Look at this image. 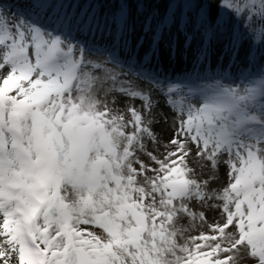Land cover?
Wrapping results in <instances>:
<instances>
[{"label":"snow or ice","instance_id":"1","mask_svg":"<svg viewBox=\"0 0 264 264\" xmlns=\"http://www.w3.org/2000/svg\"><path fill=\"white\" fill-rule=\"evenodd\" d=\"M154 2L118 0L85 23L57 0L16 13L0 0V264H264V74L226 84L206 68L213 41L231 66L250 32L264 36V0H194L179 20L141 13L138 36L131 5ZM179 34L184 52L202 38L192 70L148 68L176 58ZM146 42L143 61L118 54ZM184 218L207 230L185 236Z\"/></svg>","mask_w":264,"mask_h":264},{"label":"bare ground","instance_id":"2","mask_svg":"<svg viewBox=\"0 0 264 264\" xmlns=\"http://www.w3.org/2000/svg\"><path fill=\"white\" fill-rule=\"evenodd\" d=\"M2 2L5 3V5L8 8L13 9V11L15 12L26 10L29 7L27 0H2ZM163 3L165 7L170 6L173 12H179L180 10H182V7H183V4L178 3L176 0H172V2H170V0H163ZM57 10L59 11L61 17L67 16L70 20H75L77 22H85V23L90 21L89 19L85 18L86 16L84 15L81 19H78V14H76L77 12H75V14L73 15L66 13V11L63 10L59 4H57ZM87 14L88 13H86L85 15ZM72 35L73 36L77 35L76 30L72 31ZM179 36H180L178 39L179 52L175 59H172V58L164 59L161 65H158L155 59H153L151 62H148L146 66L148 68L162 67L163 70L169 76L173 78L180 77L182 74L186 72H190L193 67V61L195 60V57H196L195 50L200 46L202 42V38L199 35H197L193 39L191 47L186 52H184V42H182V34H179ZM107 41H110V40L106 38L105 42ZM97 42L99 43L100 41H97ZM166 42L168 43L169 40ZM212 47H213L211 49L212 54H211L210 60L206 62V68L209 73H216V72L226 73L227 76L223 80L224 83L227 84V83H231L235 81L236 84H240L243 76H249V78L251 79H258L260 75L264 74V56L258 57L257 55H254L251 53V61H249L248 46L246 45V43H244V40L242 42V47H241V62L235 65H231V66H229V60L227 56H225L222 61L219 59L220 54L223 53V48H222L223 43H217L216 41H213ZM130 51L131 53L136 54V58L138 59L144 57L145 53L148 51L147 42L138 51L136 47H134V49L127 51L126 56H124L121 51L118 54L121 58H127V56L130 54ZM94 56L100 57L99 55H94ZM179 67H183V69L180 71ZM130 78L135 79L134 77H130ZM246 82L247 81H245V83ZM138 83L142 84L141 82H138ZM145 89L151 91L153 102H156V101L159 102L160 107L154 109L155 112L159 113L161 111H164V112H168L169 115L172 114L170 109L165 107V98L162 95H160L156 89L152 88L150 85L145 86ZM169 124H171V120H169ZM223 174H224L223 177L225 178H223V181H220L218 187L224 186L228 182L227 181V171L223 172Z\"/></svg>","mask_w":264,"mask_h":264},{"label":"rangeland","instance_id":"3","mask_svg":"<svg viewBox=\"0 0 264 264\" xmlns=\"http://www.w3.org/2000/svg\"><path fill=\"white\" fill-rule=\"evenodd\" d=\"M176 1L178 3L183 4L182 10H180L179 12H174L178 20L182 19V18H187L190 12L194 13L196 11V3L194 2V0H176ZM218 3H219V0H216V3L213 4L214 10L216 9ZM57 4H59L61 6V8L63 10H65L66 12H69L71 14H75V12H77L76 14H78V19H81L84 15V16H86L85 18H87L89 20H91L93 17H95V19L97 21H101V22L103 20V17L108 16V14L111 12V10H112V12H115L116 9L119 7L118 0H114V1L113 0H57ZM163 4H164L163 0H160L159 3L154 2L151 5H149L147 7V9L145 8V6L143 4H141L139 6V8H137V5L135 3H133L131 5V11H132L133 17L136 19V23H137V31H138L137 35L138 36L144 35L143 32L141 31V21L143 20V16L140 15L141 13L146 14L148 11H154L159 16V18L163 19L167 14H170L173 12V10H171L170 6L165 7ZM7 8L8 7L6 6V9ZM204 8H207V4L204 5ZM11 10L13 13H15L13 11V9H11ZM86 13H88V14L85 15ZM101 13H103V16L101 15ZM92 14H93V16H92ZM189 31H191V28H189ZM177 35L178 34L176 32L175 27L172 28L171 35H169L166 31L164 36H163L162 47L167 43L166 41H168V40L171 41L172 38L174 36H177ZM99 38H100L99 34H97L96 40L98 41ZM262 40H264V36H261L259 29H257L254 32H250L248 34V36L245 37L244 43H246V45L248 46V55L250 52V54L252 53L254 55H257L258 57L264 56V48H261V41ZM81 42H83V41H81ZM182 42H184V35L183 34H182ZM224 42L226 43L227 41H224ZM212 45H213V43H212ZM200 46H201V44H200ZM200 46L195 50V53H197ZM134 47L135 46L133 45L132 49H134ZM127 50L128 49H125L124 53H122L124 56H126ZM137 51H138V49H137ZM222 54H220V56ZM89 58L94 59V60H97V59L104 60V59H107V56L105 55V56L97 57V56L92 55ZM140 60H142V58ZM240 62H241V59H240ZM242 62H243V60H242ZM146 63H147V61H145V64ZM179 69L181 71L183 69V67H179ZM141 83L143 84V85L139 84V87L141 89H145V86H149V84H147V82H141ZM145 90H147V89H145ZM126 104H132L137 108L142 107L141 102L133 101V100H122L117 105V107H120L123 109ZM156 131L159 133V131H160L159 126H156ZM193 166L196 167L198 174H201L204 176H206L208 174V168L201 169L199 167V165H197L195 162H193ZM225 171H227L226 166L221 165L219 173H218L219 181H218L217 187L219 186L220 181H223V178H225V177H223L224 176L223 172H225ZM194 209L196 211L201 210L199 205H195ZM205 211L207 213L206 209H205ZM207 215H208L209 221H211L213 218L219 219V214L216 212L207 213ZM177 226L181 227V228L188 229V231H186L184 233L185 236L196 235L200 231H206L207 230L206 225L197 224L195 227H192L187 218H184V219H181L180 221H178ZM181 242H183V241H181Z\"/></svg>","mask_w":264,"mask_h":264}]
</instances>
